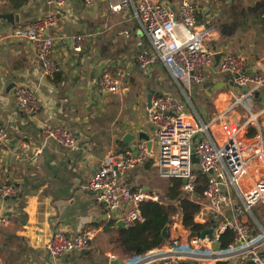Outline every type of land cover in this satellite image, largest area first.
Here are the masks:
<instances>
[{
  "label": "crops",
  "instance_id": "crops-1",
  "mask_svg": "<svg viewBox=\"0 0 264 264\" xmlns=\"http://www.w3.org/2000/svg\"><path fill=\"white\" fill-rule=\"evenodd\" d=\"M63 1L60 6L56 1L27 0L16 8L9 0H0V127L5 131L0 184L8 181L17 189L13 198L0 199V209L10 218V224L0 228V264H110L114 249L121 256L122 228L117 222L126 210L122 207L109 217L88 182L104 158L131 146L137 151L138 143L146 142L141 138L148 135L154 156L122 181L158 194L149 182L158 155L148 120L149 96L182 98L181 85L155 54L132 8L114 13L111 5L116 0ZM193 1L198 22L213 27L206 47L215 57L205 68L204 84L186 83L185 113L198 124L220 115L243 123L251 110L257 126L250 133L264 136V87L247 100L248 110L234 104V95L243 90L229 73L219 70L222 57L230 53L244 57L246 72L264 76V0ZM8 13L17 14L19 22L1 17ZM48 14L57 17L48 30L54 41L51 58L60 68L54 77L46 74L33 44L14 35L17 27ZM77 35L83 36L81 52L73 49ZM141 52L155 56L149 70L137 64ZM104 73L118 80L117 93L100 88ZM23 85L39 99L41 109L34 116L23 112L15 100L16 88ZM46 125L72 131L76 147L67 149L48 138ZM126 134L134 136L130 144L124 142ZM86 228L96 229L87 250L68 253L59 262L49 256L46 245L55 231L73 236Z\"/></svg>",
  "mask_w": 264,
  "mask_h": 264
},
{
  "label": "built area",
  "instance_id": "built-area-1",
  "mask_svg": "<svg viewBox=\"0 0 264 264\" xmlns=\"http://www.w3.org/2000/svg\"><path fill=\"white\" fill-rule=\"evenodd\" d=\"M48 1H56L60 6L64 4L63 0ZM174 5L177 10L173 9ZM128 8H132L155 54L166 64L182 89V98L171 95L154 97L148 111V120L154 128L153 140L158 146V174L162 178L182 180V191L191 194L200 206L195 220L208 222L204 230L212 228V233L193 236L189 228L180 229V215L169 226L171 233L161 245L142 254L124 257L111 254L110 260L121 258L122 264H218L219 261L246 264L248 260L264 264V213L255 211L264 204V136L261 132L250 133L257 126V115L251 112L242 124L224 115L217 116L208 124H198L192 115L185 113L189 103L186 83L204 84L207 80L205 68L214 61L215 52L206 47L213 27L198 22L193 0H172L171 3L164 0H116L111 5L114 13ZM56 23V15L48 14L14 31L16 37L33 44L43 69L50 77L60 69L51 58L54 41L48 35V30ZM82 40V35L74 38L75 52L82 51ZM154 59L153 54L141 52L136 61L145 71L151 68ZM244 61L242 55L225 54L219 70L229 73L232 81L240 86L239 90L248 88L242 94L234 95V104L249 108L247 100L254 91L264 87V76L246 72ZM99 86L112 93L119 91L118 80L109 73L102 75ZM15 100L28 115L34 116L41 109L37 94L30 87H17ZM44 131L48 138L63 147H76L77 139L72 131L50 125H46ZM4 140L5 131L0 127V147ZM193 155L198 162H193ZM153 156V149L141 141L137 145L136 156L127 150L104 158L88 182L96 200L106 205L109 217L125 208L121 219L128 227L143 221L141 205L144 202H160V197L156 192L123 183L122 177ZM2 164L0 155V171ZM200 174L206 176L204 184ZM200 184L204 186L203 192L196 195ZM16 193L12 183L4 181L0 184L2 201L13 198ZM9 224V216L0 209V228ZM227 232L233 234L232 240L216 250L215 244L221 242ZM95 235L94 228L80 230L73 236L57 230L49 239L46 250L59 262L68 253L87 250Z\"/></svg>",
  "mask_w": 264,
  "mask_h": 264
},
{
  "label": "trees",
  "instance_id": "trees-1",
  "mask_svg": "<svg viewBox=\"0 0 264 264\" xmlns=\"http://www.w3.org/2000/svg\"><path fill=\"white\" fill-rule=\"evenodd\" d=\"M11 5L20 8L27 0H9ZM201 182L204 184L206 176L200 174ZM203 185H198L195 194L201 195ZM143 215L142 222H136L128 229L119 230V248L121 257L142 254L161 245L165 238L162 231L166 225H171L178 215L182 216V223L186 228L196 233H201L207 223H200L195 216L200 211V206L195 202L191 194L182 191V180L170 179L169 186L163 194L160 202L147 201L141 205ZM231 232L225 233L221 242L225 247L232 240Z\"/></svg>",
  "mask_w": 264,
  "mask_h": 264
},
{
  "label": "water",
  "instance_id": "water-1",
  "mask_svg": "<svg viewBox=\"0 0 264 264\" xmlns=\"http://www.w3.org/2000/svg\"><path fill=\"white\" fill-rule=\"evenodd\" d=\"M2 18L8 20L9 22L11 23H18L19 22V16L15 13H8V14H2L1 15ZM220 58L219 54L216 56V60L218 61ZM236 86L239 88L240 86L236 84ZM242 90L245 92L248 90L247 87H243ZM151 101H152V95L149 96V106H151ZM134 139V136H131L130 134H126L125 135V138H124V142L127 143V144H130L132 142V140ZM141 139H144L147 143V146L149 149L152 148V145H153V142L152 140L149 138L148 135H145L143 138ZM131 150L133 151V155L136 156L137 155V151H136V147L135 146H131ZM193 162H198L197 158L195 155H193ZM184 183H186L187 181L186 180H183ZM179 217H181L179 215ZM117 226L119 228H122V229H128V226H126L124 224V222L122 220L118 221L117 222ZM212 233V228L210 229H205L201 232V235L204 236L206 234H211ZM192 235H196V232H193ZM162 236L163 238H167L169 236V225H166L162 231ZM214 248L216 250H220L222 248V243L221 242H218L217 244H215ZM110 264H122V259L119 258L118 260H114L112 261ZM246 264H255L252 260H248L246 262Z\"/></svg>",
  "mask_w": 264,
  "mask_h": 264
},
{
  "label": "rangeland",
  "instance_id": "rangeland-1",
  "mask_svg": "<svg viewBox=\"0 0 264 264\" xmlns=\"http://www.w3.org/2000/svg\"><path fill=\"white\" fill-rule=\"evenodd\" d=\"M244 107V106H243ZM245 108V107H244ZM249 110V108H247ZM250 113H251V110H249ZM249 113V114H250ZM233 120V119H232ZM235 122H237L236 120H233ZM239 123V122H237ZM244 123V122H243ZM242 124V123H240ZM150 178H149V182L153 185V187L158 191V195L160 197V200H162L163 198V194L165 193L168 185H169V182H170V179H166V178H162L159 176L158 174V171L156 169H153L151 172H150ZM161 193V194H160ZM263 206L264 204H260L257 208H255V211L258 212V213H264V209H263ZM179 217V215L177 216V218ZM177 221V219L175 220ZM170 226V225H169ZM180 229H187L183 223H182V219H181V226H180ZM177 234H180V232H178ZM113 249H114V246H113ZM115 252H113L114 254H116L118 256L119 252H117L115 249H114ZM120 257V256H118ZM218 264H225V262L223 261H219Z\"/></svg>",
  "mask_w": 264,
  "mask_h": 264
}]
</instances>
